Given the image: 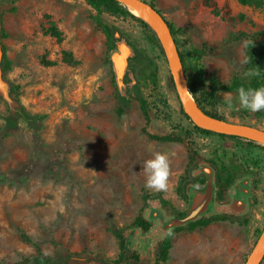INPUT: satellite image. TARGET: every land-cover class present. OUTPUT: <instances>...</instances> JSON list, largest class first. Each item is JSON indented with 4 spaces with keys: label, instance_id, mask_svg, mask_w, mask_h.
<instances>
[{
    "label": "rangeland",
    "instance_id": "obj_1",
    "mask_svg": "<svg viewBox=\"0 0 264 264\" xmlns=\"http://www.w3.org/2000/svg\"><path fill=\"white\" fill-rule=\"evenodd\" d=\"M145 1L175 29L186 81L196 82L204 108L264 129L263 110L235 101L229 108L214 91L264 86V5ZM98 19L113 30V48ZM120 40L133 50L123 87L111 60ZM0 54V264H156L167 232L156 208L166 222L187 212L183 183L200 163L231 173L229 189L253 174L250 208L172 228L166 264H244L264 231V143L203 132L139 22L87 0H0ZM168 134L185 142L152 137ZM186 141L201 160H190ZM154 152L171 162L167 192L145 187L142 164ZM140 214L151 222L147 231L134 225ZM113 229L138 260L121 255Z\"/></svg>",
    "mask_w": 264,
    "mask_h": 264
},
{
    "label": "water",
    "instance_id": "obj_2",
    "mask_svg": "<svg viewBox=\"0 0 264 264\" xmlns=\"http://www.w3.org/2000/svg\"><path fill=\"white\" fill-rule=\"evenodd\" d=\"M118 1L124 3L127 7L129 4L138 6L144 12H146L153 20L159 23L161 27V33H159V31L155 27H152L157 32L164 48L165 55L168 59L170 71L173 77L174 86L177 92L180 105L194 123L204 129H211L218 133L246 137L257 141H260L258 137L264 138V129L231 124L229 122H226L224 120L218 119L205 113L197 106V104L196 106L199 110L192 108V106L188 102V94L190 95L191 93L188 91L187 81L183 71L180 54L177 49L176 40L162 12L157 9L154 5L150 4L145 0ZM165 40L169 44V48H167ZM132 54L133 50L125 40H120L117 42V48L113 51L111 55V60L113 62V66L116 73V79L119 87L124 86V75L126 73V69L129 63V58L132 56ZM226 92H231L234 95L236 94L235 91H223L220 94L222 99V94ZM235 104L236 106L238 105L236 102ZM237 128L241 129L238 130ZM201 172L205 173L207 176L205 187L203 189L192 188L190 190L191 196L187 212L183 216L170 218L166 222V224L163 225L164 231H167L169 228L172 229L177 226L186 225L189 222L195 221L203 216L208 217L210 215L217 214L220 212H230L235 215H242L249 210V200L252 197L253 192L249 188L248 179L238 181L232 187L231 201L226 204H221L215 200L216 184L214 181L213 167L209 164L204 163L201 164L192 174L197 175ZM261 236L258 239L257 244L247 256L244 264H258L263 258L264 241L260 242Z\"/></svg>",
    "mask_w": 264,
    "mask_h": 264
},
{
    "label": "trees",
    "instance_id": "obj_3",
    "mask_svg": "<svg viewBox=\"0 0 264 264\" xmlns=\"http://www.w3.org/2000/svg\"><path fill=\"white\" fill-rule=\"evenodd\" d=\"M98 12H102L103 10L108 11L112 14H116V15H123V16H127V17H131L132 19L136 20L137 22H139L143 28L148 32L153 44L157 47V49L159 50L160 55H164L165 51L164 48L162 46V43L160 41V38L157 34V32L155 31V29L145 20L137 17L136 15H134L133 13H131L129 11V9L122 5L121 2H119L118 0H87ZM239 2L241 3V5L246 6V7H261L264 5V0H239ZM167 20V19H166ZM168 22V20H167ZM98 24L102 27L103 31L105 32L108 40L110 41V47L113 48V41L115 40L114 37V32L113 30H111L108 26L104 25L99 19H98ZM170 29L172 31V34H175V29L172 27V25L168 22ZM187 84H188V89L190 91V93L192 94L197 106L204 111L205 113L216 117L218 119L224 120V118L222 116L217 115L216 113H213L211 111H208L204 108L203 103L201 101V99L199 98L198 94H197V84L195 81H192L189 77V75H187ZM237 87L235 88H230L228 90L231 91H235L237 92V90L240 87H244L246 89L248 88H259V87H264L263 85H261L260 83H251V84H243V83H239L236 82ZM225 89H227L225 86L223 85H219L217 84L214 91H215V95L217 98L222 99L220 94L225 91ZM236 105V104H235ZM141 107L144 111V115L146 116V118L148 119V114L146 111V106H145V101L141 100ZM264 111V110H263ZM203 132L211 134V133H216L220 136L223 137H233V138H237V139H243L242 137L239 136H234V135H227L225 133H218L215 132L211 129H201ZM153 138L157 139V140H161V141H181V142H185L184 137H180V136H176L173 134H168V135H162V136H158V135H152ZM186 143L188 144V150H189V155H190V160L192 161H198L201 160V156L198 154V152L191 147V144L189 142L186 141ZM225 171H227V169H224ZM190 178H187L184 183H183V188L185 189V191H187V187L189 184H192L193 186H200L203 185L205 183L204 177L203 176H198V175H190ZM233 182V176L231 173H226V172H220L219 173V177L217 179V200L219 202H225L226 200H228L229 198V187ZM185 213H181L179 216H183ZM223 215H213L211 217H201L195 221L189 222L188 224H186L185 226L191 227V228H195L198 225H204L214 219L220 218ZM134 225L139 227L140 229L147 231L150 226H151V222L148 221L142 214L138 215V217L135 219ZM184 226V225H182ZM181 226H177L173 229H179ZM172 231V230H171ZM113 233L115 234V236L119 239V243H120V248L122 250L121 255L124 254V251H127L128 254H130L131 256H133L135 258V260L137 259V256L134 255L128 248L127 243H126V239L124 234L122 233L121 230L119 229H113ZM263 233V229L258 230L257 233V238L259 239L260 236ZM171 238L172 235H165L164 239L161 241L160 245H159V250H158V260L156 262V264H166V260L168 258V251L171 247ZM129 250V251H128ZM264 262V256L262 258V260L260 261L259 264H262Z\"/></svg>",
    "mask_w": 264,
    "mask_h": 264
},
{
    "label": "clouds",
    "instance_id": "obj_4",
    "mask_svg": "<svg viewBox=\"0 0 264 264\" xmlns=\"http://www.w3.org/2000/svg\"><path fill=\"white\" fill-rule=\"evenodd\" d=\"M259 72H247L246 76H258ZM223 100L229 108L235 101L240 108L258 112L264 110V87L244 88L240 87L236 94L231 92L223 93ZM145 177V187L155 192H167L171 175V162L166 153L154 152L151 158L145 160L141 170ZM198 187V185L196 186ZM169 228L165 235H172Z\"/></svg>",
    "mask_w": 264,
    "mask_h": 264
},
{
    "label": "flooded vegetation",
    "instance_id": "obj_5",
    "mask_svg": "<svg viewBox=\"0 0 264 264\" xmlns=\"http://www.w3.org/2000/svg\"><path fill=\"white\" fill-rule=\"evenodd\" d=\"M200 164H202V163H200ZM199 164V165H200ZM209 165H211V164H209ZM212 167H213V169H214V181H215V184H216V190H215V200L216 201H218L217 200V179H218V177H219V173H218V171H217V169L213 166V165H211ZM198 176H203L204 177V180H205V183L203 184V185H200V186H198V187H196V186H193L192 184H189L188 185V187H187V191H186V193H187V198H188V201H189V203H190V190L192 189V188H197V189H203L204 187H205V185H206V180H207V176H206V174L205 173H203V172H201V173H199V174H197ZM254 175L253 174H249V173H247L246 175H244L242 178H240L239 180L240 181H242L243 179H248L249 180V188L251 189V191H252V187H253V185L255 184L254 182ZM256 180V179H255ZM237 182H235L234 184H233V186L236 184ZM232 186V187H233ZM231 190H232V188L231 189H229V194L231 195ZM253 192V191H252ZM253 196V195H252ZM230 201V200H229ZM219 202V201H218ZM225 202H228V200H226ZM189 208V207H188ZM156 210H158L157 212H158V218L159 219H161L162 221H163V225H165L166 224V221H164V219H163V215L161 214V211H159L160 209L159 208H156Z\"/></svg>",
    "mask_w": 264,
    "mask_h": 264
},
{
    "label": "bare ground",
    "instance_id": "obj_6",
    "mask_svg": "<svg viewBox=\"0 0 264 264\" xmlns=\"http://www.w3.org/2000/svg\"><path fill=\"white\" fill-rule=\"evenodd\" d=\"M129 11L131 13H133L134 15H136L137 17L147 21L151 26L155 27L159 33H161V27L159 25L158 22H156L155 20H153L146 12H144L141 8H139L138 6L136 5H133V4H129L128 7ZM166 42V40H165ZM167 44V48H169V44L166 42ZM188 102L190 103V105L192 106V108L196 109V110H199L198 107L196 106V103L192 97V95L188 94ZM238 130H240L241 128H237ZM260 139V141H262L264 143V138L262 137H258ZM264 241V231L262 233V236H261V239H260V242Z\"/></svg>",
    "mask_w": 264,
    "mask_h": 264
},
{
    "label": "crops",
    "instance_id": "obj_7",
    "mask_svg": "<svg viewBox=\"0 0 264 264\" xmlns=\"http://www.w3.org/2000/svg\"><path fill=\"white\" fill-rule=\"evenodd\" d=\"M229 196H231L230 194H229ZM230 201H231V199H230ZM229 201V202H230ZM229 202H221V204H226V203H229ZM249 202H250V200H249ZM221 213V212H220Z\"/></svg>",
    "mask_w": 264,
    "mask_h": 264
}]
</instances>
